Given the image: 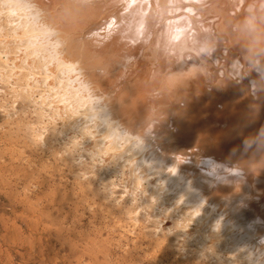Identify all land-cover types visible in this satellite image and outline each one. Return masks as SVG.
<instances>
[{"label": "bare ground", "instance_id": "6f19581e", "mask_svg": "<svg viewBox=\"0 0 264 264\" xmlns=\"http://www.w3.org/2000/svg\"><path fill=\"white\" fill-rule=\"evenodd\" d=\"M0 82L170 261L264 264V0H0Z\"/></svg>", "mask_w": 264, "mask_h": 264}, {"label": "rangeland", "instance_id": "374dc122", "mask_svg": "<svg viewBox=\"0 0 264 264\" xmlns=\"http://www.w3.org/2000/svg\"><path fill=\"white\" fill-rule=\"evenodd\" d=\"M4 88L0 82V264H176L141 211L134 221L120 210L128 197L121 189V202L101 201L89 170L63 150L68 140L4 124L18 108Z\"/></svg>", "mask_w": 264, "mask_h": 264}, {"label": "clouds", "instance_id": "9594fccd", "mask_svg": "<svg viewBox=\"0 0 264 264\" xmlns=\"http://www.w3.org/2000/svg\"><path fill=\"white\" fill-rule=\"evenodd\" d=\"M243 147L245 150L251 149L255 152L264 151V125H261L255 133L250 134L244 139Z\"/></svg>", "mask_w": 264, "mask_h": 264}]
</instances>
